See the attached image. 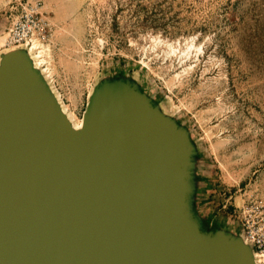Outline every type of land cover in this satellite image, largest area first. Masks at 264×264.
<instances>
[{
  "label": "water",
  "instance_id": "95a60500",
  "mask_svg": "<svg viewBox=\"0 0 264 264\" xmlns=\"http://www.w3.org/2000/svg\"><path fill=\"white\" fill-rule=\"evenodd\" d=\"M0 264H256L194 211L196 147L132 80L74 131L28 52L0 56Z\"/></svg>",
  "mask_w": 264,
  "mask_h": 264
},
{
  "label": "rangeland",
  "instance_id": "374dc122",
  "mask_svg": "<svg viewBox=\"0 0 264 264\" xmlns=\"http://www.w3.org/2000/svg\"><path fill=\"white\" fill-rule=\"evenodd\" d=\"M37 1L53 84L77 121L99 83L132 80L188 131L199 202L217 225L228 196L264 203V0Z\"/></svg>",
  "mask_w": 264,
  "mask_h": 264
},
{
  "label": "built area",
  "instance_id": "2783aa9c",
  "mask_svg": "<svg viewBox=\"0 0 264 264\" xmlns=\"http://www.w3.org/2000/svg\"><path fill=\"white\" fill-rule=\"evenodd\" d=\"M39 6L37 0L5 1L0 12L4 22L0 50L29 52L33 42L47 41L50 23L42 16ZM230 200L231 197L228 196L220 205L227 218L225 228L239 232L245 243L256 253L264 255V203L248 202L237 207Z\"/></svg>",
  "mask_w": 264,
  "mask_h": 264
},
{
  "label": "bare ground",
  "instance_id": "6f19581e",
  "mask_svg": "<svg viewBox=\"0 0 264 264\" xmlns=\"http://www.w3.org/2000/svg\"><path fill=\"white\" fill-rule=\"evenodd\" d=\"M0 42L3 43V40L1 38H0ZM2 43H1V45H2ZM166 46H168V49H169L168 54L176 53V49L172 45L166 44ZM192 47H193V45L190 44L186 48V50L183 51V53H185L186 56H188ZM199 50L200 49H197V51H199ZM11 51H12V49H5L2 52L3 53H9ZM49 53H50L49 45L40 44V42H38V41L33 42L31 49L28 52V56H29V60L31 61L32 68L34 70L39 71L40 75L43 77L44 81L46 82V84L49 88L50 93L53 95V98L55 99V101L59 107V110L65 116V118L68 121L71 128L74 131H79L83 125L82 119H81V121L80 120L77 121L75 119L73 113L69 111V109L65 106V104L60 99V96L57 93L55 86L53 84L54 82H53V78H52V69H51V67L49 65V61H48V59L50 58ZM1 60L2 59H0V64H1ZM91 92L92 91H90L89 95L91 94ZM258 257L262 258V257H264V255L263 254L258 255L257 253H253V258H254V261L256 262V264H259Z\"/></svg>",
  "mask_w": 264,
  "mask_h": 264
},
{
  "label": "crops",
  "instance_id": "0c3cea01",
  "mask_svg": "<svg viewBox=\"0 0 264 264\" xmlns=\"http://www.w3.org/2000/svg\"><path fill=\"white\" fill-rule=\"evenodd\" d=\"M197 178L198 177H196V180H197ZM198 182H199V180H197V184H198ZM199 193H200V189L197 185L196 191H195V196H194V211H195V213L202 219L203 223H206L207 226L213 225L214 229L220 228L221 225H217V223L214 221L213 217H211L210 214L205 213L206 212V210H205L206 204L204 202L202 204L199 202Z\"/></svg>",
  "mask_w": 264,
  "mask_h": 264
},
{
  "label": "trees",
  "instance_id": "16d2710c",
  "mask_svg": "<svg viewBox=\"0 0 264 264\" xmlns=\"http://www.w3.org/2000/svg\"><path fill=\"white\" fill-rule=\"evenodd\" d=\"M197 180H199V179L197 178ZM206 226H207L206 223H203V222H202V227H203V229L207 230V227H206Z\"/></svg>",
  "mask_w": 264,
  "mask_h": 264
}]
</instances>
